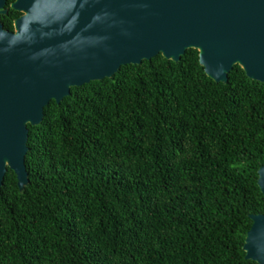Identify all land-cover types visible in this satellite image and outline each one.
<instances>
[{"label": "trees", "instance_id": "16d2710c", "mask_svg": "<svg viewBox=\"0 0 264 264\" xmlns=\"http://www.w3.org/2000/svg\"><path fill=\"white\" fill-rule=\"evenodd\" d=\"M28 128L29 183L8 167L0 187V264H260L243 245L264 213V82L241 65L217 82L197 49L159 52Z\"/></svg>", "mask_w": 264, "mask_h": 264}, {"label": "water", "instance_id": "95a60500", "mask_svg": "<svg viewBox=\"0 0 264 264\" xmlns=\"http://www.w3.org/2000/svg\"><path fill=\"white\" fill-rule=\"evenodd\" d=\"M13 30L0 21V187L8 167L20 189L28 124L70 86L112 76L122 64L161 52L179 60L198 50L205 73L227 82L239 64L264 82V0H13ZM0 0V14L7 13ZM264 193V163L259 167ZM245 257L264 264V213L251 214Z\"/></svg>", "mask_w": 264, "mask_h": 264}]
</instances>
